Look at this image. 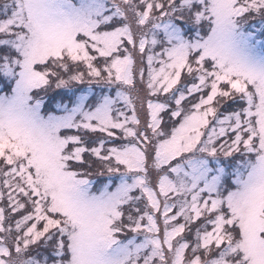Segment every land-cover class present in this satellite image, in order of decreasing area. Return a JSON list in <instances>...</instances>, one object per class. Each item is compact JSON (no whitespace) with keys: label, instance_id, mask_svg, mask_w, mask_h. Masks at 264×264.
Masks as SVG:
<instances>
[{"label":"snow or ice","instance_id":"obj_1","mask_svg":"<svg viewBox=\"0 0 264 264\" xmlns=\"http://www.w3.org/2000/svg\"><path fill=\"white\" fill-rule=\"evenodd\" d=\"M0 264H264V0H0Z\"/></svg>","mask_w":264,"mask_h":264}]
</instances>
